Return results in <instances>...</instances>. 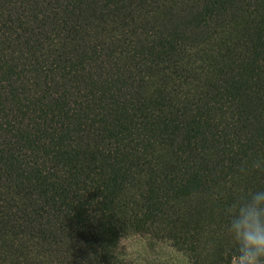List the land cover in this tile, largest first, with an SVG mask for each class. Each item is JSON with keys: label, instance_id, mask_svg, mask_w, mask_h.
<instances>
[{"label": "trees", "instance_id": "1", "mask_svg": "<svg viewBox=\"0 0 264 264\" xmlns=\"http://www.w3.org/2000/svg\"><path fill=\"white\" fill-rule=\"evenodd\" d=\"M257 162L264 0H0V264H230Z\"/></svg>", "mask_w": 264, "mask_h": 264}, {"label": "clouds", "instance_id": "2", "mask_svg": "<svg viewBox=\"0 0 264 264\" xmlns=\"http://www.w3.org/2000/svg\"><path fill=\"white\" fill-rule=\"evenodd\" d=\"M224 214L228 217L227 233L236 245L230 264H264V189L233 202Z\"/></svg>", "mask_w": 264, "mask_h": 264}, {"label": "rangeland", "instance_id": "3", "mask_svg": "<svg viewBox=\"0 0 264 264\" xmlns=\"http://www.w3.org/2000/svg\"><path fill=\"white\" fill-rule=\"evenodd\" d=\"M127 245V255L136 264H180L184 263L168 243L150 240L142 236H132Z\"/></svg>", "mask_w": 264, "mask_h": 264}]
</instances>
